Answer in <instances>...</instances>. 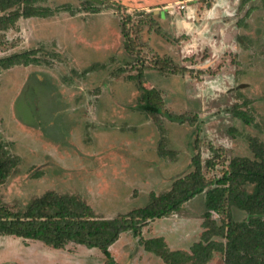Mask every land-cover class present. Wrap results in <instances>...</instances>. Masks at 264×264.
<instances>
[{
	"label": "rangeland",
	"instance_id": "rangeland-1",
	"mask_svg": "<svg viewBox=\"0 0 264 264\" xmlns=\"http://www.w3.org/2000/svg\"><path fill=\"white\" fill-rule=\"evenodd\" d=\"M34 6L41 16L0 31V58L31 52L36 61L0 70V150L17 161L0 204L22 210L53 192L112 219L170 190L195 161L206 179L219 178L232 159L254 158L253 140L264 144V0ZM143 90L159 97L158 119L143 110ZM204 201L203 193L137 234H121L112 259L165 264L143 249L153 238L189 252L205 230ZM105 263L98 249L79 244L56 250L0 237V264ZM207 264L223 258L214 253Z\"/></svg>",
	"mask_w": 264,
	"mask_h": 264
},
{
	"label": "trees",
	"instance_id": "trees-1",
	"mask_svg": "<svg viewBox=\"0 0 264 264\" xmlns=\"http://www.w3.org/2000/svg\"><path fill=\"white\" fill-rule=\"evenodd\" d=\"M36 0H0V31L19 17H39ZM126 21H130L127 16ZM125 23V22H124ZM123 36L129 38L124 25ZM33 53L23 52L0 58V70L36 63ZM38 62V61H37ZM143 110L158 119L163 109L155 91L143 90ZM169 120L183 119L167 114ZM253 159H232L219 178L206 179L195 161L196 170L176 180L170 190L125 215L102 219L84 202L72 196L47 192L24 209L0 204V237L37 241L51 249H64L70 243L98 249L105 264H116L109 248L128 231L137 234L149 221L178 212L184 204L205 194L204 231L189 252L170 251L162 238L143 243V249L160 257L165 264H207L214 253L223 264H264V144L251 143ZM17 161L0 150V186L6 184ZM246 214L242 220L234 212Z\"/></svg>",
	"mask_w": 264,
	"mask_h": 264
}]
</instances>
